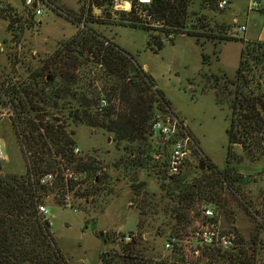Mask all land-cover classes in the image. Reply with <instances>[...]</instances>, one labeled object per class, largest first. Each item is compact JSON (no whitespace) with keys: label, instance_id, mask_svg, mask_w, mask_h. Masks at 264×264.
<instances>
[{"label":"rangeland","instance_id":"rangeland-1","mask_svg":"<svg viewBox=\"0 0 264 264\" xmlns=\"http://www.w3.org/2000/svg\"><path fill=\"white\" fill-rule=\"evenodd\" d=\"M54 2L63 13L51 9L45 3L44 13L34 14L33 17L32 12L24 7L22 0H0V9L3 10L2 16L0 15V85L3 84L10 93L6 97L7 103L0 104V144L4 149L0 157L1 170L4 173L24 174L27 170H36L32 162L33 156L42 157L43 160L51 156L55 161L51 158L53 161L49 168L60 174L62 166L68 163L63 161L61 153L55 151L45 127L52 125L56 129L61 126L66 132L72 131L73 133L69 134L74 140L72 149L79 148V152L74 154L75 163L85 161L98 169L89 168L87 170L91 171L86 173L75 168L73 163L68 164L81 173L80 180L72 190L66 191L64 198L57 188L50 187L51 192L48 191L41 202L48 207L47 217L51 222V230L64 256L70 264H101L102 252L119 251L122 243L120 239L126 234L133 235V238L147 239L154 246V250L147 252L165 256L169 250L164 249V241L170 228L162 225L165 232L156 235L155 229H139L136 226L139 203L143 196L135 195L130 188V177L125 174L119 161V157L125 154L121 146L116 147L111 132L91 128L84 123L76 124L68 117V109L57 107L52 102L41 101V93L36 92L41 90V83L35 86V82L41 80V63L54 54L61 42L81 30L82 26L66 18L64 12L77 16L84 9L88 14L85 28H90L101 37L114 40L132 53L142 67L146 64L148 69L145 71L153 77L156 86L170 102L169 110L183 120L196 148L180 174L197 170L200 163L202 169L205 168L204 163H212L214 169L219 171L222 170L226 158V128L231 110L226 104L216 103L212 89L200 93L198 86L199 94L193 100L192 86L188 83V78L200 69L201 53L212 54L215 45L220 49V53L218 60L212 56L210 64L206 65L208 70L215 73L224 71L228 78H233L237 72L242 48L240 45L243 46V32L233 28L230 21L233 13L228 9L201 8L198 1H195L190 7L186 24L189 29L195 25L201 34H206L200 37L204 44H197L193 36L179 35L172 42L164 38L163 47L155 53L147 47L149 31L117 24L119 12L112 11L107 5L111 17L101 20L96 16L102 15L103 10L96 5L95 0ZM223 32L232 34L236 39H209V36H217ZM87 67L88 65L79 67L77 73L82 74ZM98 83L101 84L99 81ZM28 85L27 90L31 93L27 97L24 95L21 104L16 103L13 94ZM261 94L264 99V89ZM157 114L163 119L172 117L170 113L158 111ZM41 137L47 142L42 147ZM153 150L162 153V161L168 158L170 146L165 143L161 148L153 147ZM233 150L237 154L243 153L239 145H235ZM154 156L157 158L159 155ZM44 164H41L42 168ZM234 166L237 168L235 173L246 176L247 179L239 182L238 191L225 184L213 185V190L220 194L219 204L216 201L195 198L186 209L187 218L192 221L182 230V224L178 225L176 231L185 233L200 218L201 208L209 205L217 210L220 227L224 230H234L241 238V242L232 251L240 247L248 258H252L253 264H264V159L250 161L244 158ZM100 170L107 173V183L102 184V190L85 196L75 193L76 190L81 192L94 175H101ZM156 170L160 171L159 176ZM165 171L166 166L161 165L158 168L150 166L138 169V179L145 181L147 189L155 192L157 198H161L165 191H160L159 188L162 186L161 177ZM207 177L204 175L200 178L203 179V184L208 182ZM196 212H199L198 216ZM154 217L157 218L155 226L170 221L172 225L175 224V220L166 218L162 211ZM100 232L102 235H99Z\"/></svg>","mask_w":264,"mask_h":264},{"label":"trees","instance_id":"trees-1","mask_svg":"<svg viewBox=\"0 0 264 264\" xmlns=\"http://www.w3.org/2000/svg\"><path fill=\"white\" fill-rule=\"evenodd\" d=\"M45 1L51 9L63 13L54 0ZM195 1H198L201 8L218 10L212 1L207 0H152L150 4L132 6L130 11H116L120 14L116 23L149 31L147 47L155 53L163 47L164 38L172 42L179 35L193 36L195 42L202 46L204 42L200 37L206 34H201L195 25L189 29L186 24L190 7ZM95 3L103 10L102 15L96 18L109 19V0H95ZM27 9L34 17L33 10ZM1 12L3 10L0 9L2 16ZM64 15L82 26L81 30L61 42L54 54L43 60L39 74L41 80L35 82L36 87L41 83V90L36 92L41 93V101L68 109V117L72 122L84 123L91 128L112 133L116 147L121 146L125 153L119 157V161L125 174L130 177V188L135 195L143 196L136 223L139 229H155L156 235H161L165 232L162 225H167L170 228L167 238L180 235L183 231H179L187 228L192 221L187 218L186 209L195 198L219 204L220 194L212 186L225 184L238 191L239 182L247 179L246 176L235 173L237 168L234 164L242 162L244 158L250 161L264 159V99L261 94L264 89V41L242 39L243 46L233 78H228L224 71L215 73L208 70L212 56L218 60L220 49L216 45L212 54L201 53L200 69L188 78V83L192 86L191 98L195 100L199 94L198 86L200 93L212 89L216 103L226 104L230 108V120L226 128V158L219 171L214 169L212 163H204V169L198 164L197 170L193 172L167 175V159L160 161L162 153L153 150L155 146L163 147L164 143H159L154 138L151 123L159 116L158 111L175 116L169 110L170 102L132 53L111 38L101 37L90 28H85L88 14L84 9L77 16L67 12ZM215 38L220 41L236 39L227 32L209 36L210 40ZM84 65H88L87 69L78 74L77 69ZM29 85L15 91L13 99L17 100L16 103L21 104L24 95L27 97L31 93L27 90ZM8 92L9 89L1 84L0 104H6V97L10 94ZM102 99L106 101V105L99 110ZM45 131L55 151L64 157L63 161L73 163L75 168L86 173L91 171L87 170L89 168L98 169L85 161L75 163L76 158L71 153L74 140L69 136L72 131L66 132L61 126L55 129L52 125L45 127ZM42 138L41 147L47 144ZM235 145L241 147L242 154L233 150ZM67 152L68 157L65 158ZM155 154L159 156L155 158ZM49 157L43 160L42 157L33 156L32 162L36 170H27L20 175L2 172L0 160V264H70L55 241L50 220L38 212L37 205L43 201L48 191L51 192V188H57L64 198L66 191L72 190L77 182L65 183L58 172L52 185L40 184L37 176L52 170L49 167L55 158ZM43 162L45 166L42 168ZM160 165L166 166L164 176L161 177L162 186L159 188L165 193L157 198L155 192L147 189L146 182L138 179V169L150 166L158 168ZM100 171L101 175H94L81 192L76 190L75 193L85 196L102 190V184L107 183V173ZM156 174L159 176L160 171L156 170ZM204 175L209 178L206 184L200 179ZM160 211L166 218H173L175 224L172 225L170 221L155 226L157 218L154 216ZM195 214L198 216L199 212ZM178 225H181V229L176 231ZM230 231L235 234L237 247L241 238L234 230ZM151 250H154V246L147 239L135 237L130 242L121 243L119 251L102 252L101 264H253L252 258H248L240 247L229 252L208 249L203 252V257L206 258L204 263L201 262L202 258H185L177 249L169 250L165 256L150 253Z\"/></svg>","mask_w":264,"mask_h":264},{"label":"built area","instance_id":"built-area-1","mask_svg":"<svg viewBox=\"0 0 264 264\" xmlns=\"http://www.w3.org/2000/svg\"><path fill=\"white\" fill-rule=\"evenodd\" d=\"M152 0H109L112 11H130L132 6L140 4H150ZM212 1L218 10L225 9L228 0H207ZM264 0H248L249 10H259L263 7ZM27 8H31L34 14H43L45 11V0H23ZM244 30L245 26L238 27ZM7 103V98H6ZM106 105L105 100H101L98 109ZM10 114L12 115L11 111ZM151 131L157 142L168 143L170 146L167 158V175L180 174L184 164L189 159L192 151L196 148V144L189 134L183 120L177 116L161 118L157 116L151 123ZM74 154L79 152L78 147H73ZM3 145L0 144V157L3 155ZM60 174L65 183H74L80 180L81 173L70 165L64 164L60 170ZM40 184L52 185L57 179V173L54 170L45 171L37 176ZM37 210L40 214L47 216L49 210L44 203H38ZM218 212L209 205L201 208L200 218L196 223L192 224L185 233L178 236H172L164 241V249H177L187 259H201L203 252L208 249H218L221 252L232 251L235 244V234L230 230H224L220 227ZM133 235L126 234L121 237V242H130Z\"/></svg>","mask_w":264,"mask_h":264},{"label":"crops","instance_id":"crops-1","mask_svg":"<svg viewBox=\"0 0 264 264\" xmlns=\"http://www.w3.org/2000/svg\"><path fill=\"white\" fill-rule=\"evenodd\" d=\"M228 1L229 4L226 9L233 13V15H231L230 17V21L233 24V28L238 31V27L244 25L245 29L240 30L243 32L242 37L244 40L264 41V4L263 7L259 10H249L248 0ZM240 46L242 47V44ZM143 68L147 70L148 66L144 64Z\"/></svg>","mask_w":264,"mask_h":264},{"label":"water","instance_id":"water-1","mask_svg":"<svg viewBox=\"0 0 264 264\" xmlns=\"http://www.w3.org/2000/svg\"><path fill=\"white\" fill-rule=\"evenodd\" d=\"M200 167L202 168V165L200 163ZM99 235H102V232L99 233ZM203 263L205 262V260L202 261Z\"/></svg>","mask_w":264,"mask_h":264}]
</instances>
